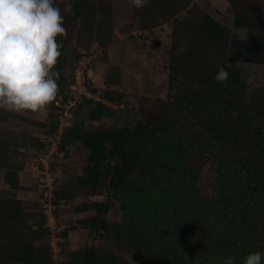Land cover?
Wrapping results in <instances>:
<instances>
[{
	"label": "trees",
	"instance_id": "1",
	"mask_svg": "<svg viewBox=\"0 0 264 264\" xmlns=\"http://www.w3.org/2000/svg\"><path fill=\"white\" fill-rule=\"evenodd\" d=\"M229 2L233 25L245 28L246 37L194 0H148L134 8L140 29L172 23L167 96H141L139 118L132 127L100 124L90 129L76 112L74 123L64 128L61 147L81 142L87 157L83 172L57 188L54 203L102 189L119 201L122 219L107 217L109 199L76 204V211L91 213L75 227L102 232L113 244L86 245L68 258L61 248L63 264H118L122 251L142 264H220L225 257L241 264L247 252L264 250V86L245 83L241 66L232 64L264 65V0ZM71 11L63 15V24H77L72 36L78 46L110 43L113 0H72ZM67 41L68 36L59 37L63 45ZM67 51L64 47L59 67ZM220 67L229 73L223 83L213 79ZM59 71L55 70L60 92L70 102L68 82ZM106 80L119 83L118 70ZM103 96L121 103L126 93L106 88ZM56 100L57 96L46 106L51 118ZM78 105L87 107L89 118L96 121L117 112L88 97ZM16 116L0 109V121ZM20 118L47 126L28 116ZM50 125L56 129L58 120ZM11 135L0 132V167L9 185L0 190V264H52L45 214L27 210L21 198L9 195L31 189L21 182L23 165L15 157L27 149ZM208 157L217 164L213 197L204 196L200 186ZM61 234L67 237V231Z\"/></svg>",
	"mask_w": 264,
	"mask_h": 264
},
{
	"label": "rangeland",
	"instance_id": "2",
	"mask_svg": "<svg viewBox=\"0 0 264 264\" xmlns=\"http://www.w3.org/2000/svg\"><path fill=\"white\" fill-rule=\"evenodd\" d=\"M62 15L72 13V0H55ZM201 8V7H199ZM206 11L205 8H201ZM114 33L106 47L94 42L89 48L77 45L72 35L77 31V24L71 21L64 24L69 41L67 44L60 43L62 55L63 48L69 49L65 55L64 65L59 67L58 60L54 71L59 72L67 80L65 90L70 102H66L60 92L58 84L57 100L52 108L53 118L49 117V108L37 112L16 113L14 119L0 121V132L10 135L15 140L21 141L27 151L24 154L15 155L23 168L19 172L21 182L31 189L10 191L9 195H17L22 199L27 210L43 214L45 210L44 190L40 185V178L48 179L53 186V200L55 191L62 182L84 170L87 151L81 142H73L61 147V128L70 126L79 112L87 128L94 129L100 124L105 125H128L133 126L139 118V99L143 95L154 98H166L168 91V76L170 54L173 50V37L171 35L172 23L164 22L152 29H140L138 20L134 17V7L129 0H113ZM234 31V30H233ZM247 35L244 30L240 31ZM60 55V56H61ZM241 66L242 77L245 83L264 86V65L248 62H234ZM117 68V69H116ZM113 70V71H112ZM118 70L119 83H108L107 74ZM94 88L97 90L94 91ZM106 88H114L126 93L121 103H117L115 117L105 118L101 121L92 120L88 115V108H79L83 97L98 100L97 96L103 94ZM96 94V96H95ZM21 116H28L42 122L47 126L35 125L22 120ZM58 120L56 129H50L51 122ZM27 135V142L23 135ZM39 166L37 171L35 168ZM217 164L208 157L203 160L201 170L200 186L206 197H213L217 193L216 177ZM5 170L0 167V190H8L9 185L5 182ZM49 182V183H50ZM110 200L112 207L107 214L110 220H121L122 214L119 209V201L110 198L109 194L102 189L95 193H84L67 203L55 204L53 216L46 220L49 227L47 242L53 254V247L61 246L64 258H68L70 252L86 245H99L101 243H112L102 232L94 229L77 228L75 224L78 219L89 215V211H76L74 206L81 202L92 200ZM55 202V201H54ZM75 227V228H74ZM67 231V237L61 233ZM61 241H58L59 238ZM58 244V245H57ZM118 264H142V262L127 252H121Z\"/></svg>",
	"mask_w": 264,
	"mask_h": 264
},
{
	"label": "clouds",
	"instance_id": "3",
	"mask_svg": "<svg viewBox=\"0 0 264 264\" xmlns=\"http://www.w3.org/2000/svg\"><path fill=\"white\" fill-rule=\"evenodd\" d=\"M134 8L148 0H129ZM55 0H0V109L24 114L43 110L58 93L54 66L61 55L58 35H67ZM229 73L220 67L213 79ZM264 250L247 252L241 264H262ZM220 264H235L225 257Z\"/></svg>",
	"mask_w": 264,
	"mask_h": 264
},
{
	"label": "crops",
	"instance_id": "4",
	"mask_svg": "<svg viewBox=\"0 0 264 264\" xmlns=\"http://www.w3.org/2000/svg\"><path fill=\"white\" fill-rule=\"evenodd\" d=\"M194 1L201 8H205V10L218 21L225 23L229 26H232L233 30L236 33H238L240 37H244V34L242 35L240 31L244 30L245 32H247V30L243 27H235L233 25L234 15L229 0H194Z\"/></svg>",
	"mask_w": 264,
	"mask_h": 264
},
{
	"label": "built area",
	"instance_id": "5",
	"mask_svg": "<svg viewBox=\"0 0 264 264\" xmlns=\"http://www.w3.org/2000/svg\"><path fill=\"white\" fill-rule=\"evenodd\" d=\"M97 93H100V95L97 96L98 100H101L102 102L110 105V106H114L117 105V103L111 102L109 100H107L106 98H104L103 94H101L100 91H98ZM96 96V94H95ZM63 132V128H61L60 133ZM37 171L40 169L39 166L37 165V167L35 168ZM40 171V170H39ZM40 185L42 187L45 188V192H44V202H43V206L45 208V210L43 211V213L45 214L46 219L50 218V216H53V211L55 209V204H54V200L52 199L54 196V192H53V186L51 184V182L46 178H40ZM50 182V183H49ZM62 238L60 237L58 239V241H61ZM58 245V244H57ZM54 250V254H53V262L52 264H63V262L60 259V251H61V246H55L53 247Z\"/></svg>",
	"mask_w": 264,
	"mask_h": 264
}]
</instances>
